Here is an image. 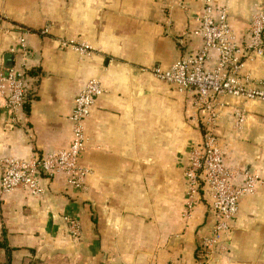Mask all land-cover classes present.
I'll return each instance as SVG.
<instances>
[{"label": "crops", "instance_id": "obj_1", "mask_svg": "<svg viewBox=\"0 0 264 264\" xmlns=\"http://www.w3.org/2000/svg\"><path fill=\"white\" fill-rule=\"evenodd\" d=\"M215 1L228 8L239 40L264 5ZM202 8L203 0H0V72L20 61L10 49L25 31L30 76L19 119L0 96V178L7 156L67 147L68 115L89 78L105 90L85 120V190L42 177L41 197L0 193V264H264V103L223 98L217 131L226 163L256 172L262 184L240 200L226 251L209 254L201 248L214 223L207 201L201 198L188 220L182 215L184 171L201 116L191 114V94L147 71L199 48L191 30ZM64 39L94 50L79 54L60 46ZM241 74L264 79V55L247 59ZM238 108L247 114L240 129ZM66 216L79 220L78 237Z\"/></svg>", "mask_w": 264, "mask_h": 264}, {"label": "built area", "instance_id": "obj_2", "mask_svg": "<svg viewBox=\"0 0 264 264\" xmlns=\"http://www.w3.org/2000/svg\"><path fill=\"white\" fill-rule=\"evenodd\" d=\"M195 22L191 34L199 38V48L187 52L169 67L155 65L147 71L178 92L191 94V114L197 121L201 116L202 132L190 144L184 171L182 215L188 220L198 201L201 198L207 201L214 214V223L210 233L202 238L201 246L206 253L220 254L226 251V240L233 233L240 200L253 194L262 181L256 172L226 163L217 126L226 95L264 103V79L253 80L241 74L247 59L264 55V5L251 16L247 34L241 40L228 22V8L215 0H203L202 11ZM41 31L47 33L49 26L45 25ZM25 34V31L21 32L10 49L12 54L21 56L20 61L4 66L0 72V96L4 97L3 105L15 120L24 113L30 85ZM60 46L82 55L94 50L89 43L75 39L61 40ZM104 91L101 80L91 77L74 97L68 115L71 136L67 147L43 154L31 152L27 157H5L0 193L22 189L31 196L41 197L45 191L41 185L42 177L60 178L68 188L85 190V177L90 170L79 163L86 144L85 120ZM246 118L243 108L236 109L234 127L240 129ZM64 220L70 234L78 237L79 220L70 216Z\"/></svg>", "mask_w": 264, "mask_h": 264}, {"label": "rangeland", "instance_id": "obj_3", "mask_svg": "<svg viewBox=\"0 0 264 264\" xmlns=\"http://www.w3.org/2000/svg\"><path fill=\"white\" fill-rule=\"evenodd\" d=\"M262 184V181L258 184V187L260 186ZM251 195V194H250ZM234 228H235V221H234ZM202 248V247H201ZM202 250H203V248H202ZM203 251H205V250H203ZM217 254H219V253H217ZM221 255V254H220Z\"/></svg>", "mask_w": 264, "mask_h": 264}]
</instances>
